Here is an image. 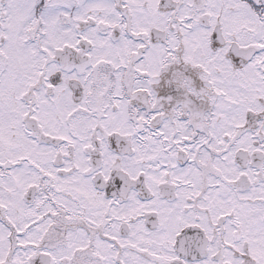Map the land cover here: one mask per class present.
<instances>
[{
  "label": "snow or ice",
  "instance_id": "6c2138e0",
  "mask_svg": "<svg viewBox=\"0 0 264 264\" xmlns=\"http://www.w3.org/2000/svg\"><path fill=\"white\" fill-rule=\"evenodd\" d=\"M0 264H264V0H0Z\"/></svg>",
  "mask_w": 264,
  "mask_h": 264
}]
</instances>
